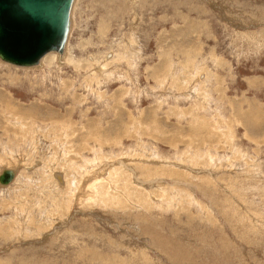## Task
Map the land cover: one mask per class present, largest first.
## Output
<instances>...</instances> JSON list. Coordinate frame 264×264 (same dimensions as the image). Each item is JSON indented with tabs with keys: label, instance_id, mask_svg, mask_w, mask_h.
Wrapping results in <instances>:
<instances>
[{
	"label": "rangeland",
	"instance_id": "374dc122",
	"mask_svg": "<svg viewBox=\"0 0 264 264\" xmlns=\"http://www.w3.org/2000/svg\"><path fill=\"white\" fill-rule=\"evenodd\" d=\"M71 12L0 62V264H264V0Z\"/></svg>",
	"mask_w": 264,
	"mask_h": 264
},
{
	"label": "water",
	"instance_id": "95a60500",
	"mask_svg": "<svg viewBox=\"0 0 264 264\" xmlns=\"http://www.w3.org/2000/svg\"><path fill=\"white\" fill-rule=\"evenodd\" d=\"M74 0H0V60L33 67L48 53L63 54L70 31ZM14 171L3 169L0 184Z\"/></svg>",
	"mask_w": 264,
	"mask_h": 264
},
{
	"label": "bare ground",
	"instance_id": "6f19581e",
	"mask_svg": "<svg viewBox=\"0 0 264 264\" xmlns=\"http://www.w3.org/2000/svg\"><path fill=\"white\" fill-rule=\"evenodd\" d=\"M75 1V0H74ZM71 10H72V8H71ZM71 11H70V23H71V17H72V15H71ZM70 26H71V24H70ZM70 32V31H69ZM67 44V43H66ZM66 47V46H65ZM62 55H64V54H58V53H54V52H52V53H48V54H46L41 60H40V63L37 65V66H39L40 64H44V61H45V59H46V57L47 56H54V60H56V63L57 64H60L61 62H62V60H64V57H66V52H65V55H64V57L62 58ZM62 58V59H61ZM0 62L2 63V64H6V65H10V64H8V63H4V62H2L1 60H0ZM41 65V66H42ZM10 66H13V65H10ZM13 67H17V66H13ZM33 67H35V66H33ZM18 68H23V67H18ZM27 68H30V67H27ZM3 169H11V170H13L14 171V178H13V180L9 183V184H0V187H6V186H9L10 184H12L13 182H14V180H15V178H16V176H17V174H18V171H17V167L16 166H13V167H2L1 169H0V172L3 170ZM60 179V178H59ZM54 191V190H53ZM78 247V246H77Z\"/></svg>",
	"mask_w": 264,
	"mask_h": 264
}]
</instances>
